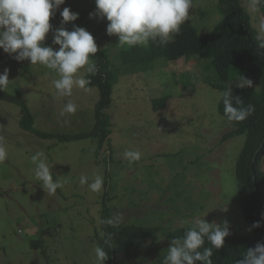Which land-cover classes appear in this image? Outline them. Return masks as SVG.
Instances as JSON below:
<instances>
[{"label":"rangeland","instance_id":"obj_1","mask_svg":"<svg viewBox=\"0 0 264 264\" xmlns=\"http://www.w3.org/2000/svg\"><path fill=\"white\" fill-rule=\"evenodd\" d=\"M192 3L187 21L200 36L209 34L222 19L218 0ZM241 5L264 40L258 4L241 0ZM64 7L79 18L63 26L69 31L73 24L85 28L111 64L119 65L118 53L129 46H120L118 39L107 35L106 19L89 17L95 13V0H65L54 14ZM50 24L43 44L58 49L52 39L61 20ZM1 52L0 73L7 68L10 80L3 92L28 106L33 128L68 135L92 129L97 88L74 87L72 96L60 97L52 84L59 78L54 70L28 60L17 62ZM201 61L197 55L188 63L160 58L149 71L119 76L106 110L111 133L102 149L96 138L65 143L38 138L20 127L19 106L0 99V137L7 150L6 160L0 162V264H96L94 248L104 202L110 217L119 215L121 224L165 228L156 238L135 245L137 255L131 264H155L167 254L171 242L167 233L190 227L196 218L227 221L230 233L250 234L238 206L234 173L245 135L222 141L234 127L218 114L221 92L204 83L202 75L214 79V74L203 70ZM87 74L81 69L76 76ZM188 80L191 84L185 87ZM254 87L257 82L252 80L246 88ZM162 98L167 99L165 108L154 112L151 102ZM68 101L77 105V111L62 116ZM37 151L44 153L53 178L62 183L54 195L44 192L34 177L31 157ZM125 151H139L141 159L129 162ZM260 167L264 173V157ZM81 175L89 183L102 176V190L92 192L81 185ZM31 242L39 243L32 247ZM126 260L124 254L117 255L118 262Z\"/></svg>","mask_w":264,"mask_h":264},{"label":"trees","instance_id":"obj_2","mask_svg":"<svg viewBox=\"0 0 264 264\" xmlns=\"http://www.w3.org/2000/svg\"><path fill=\"white\" fill-rule=\"evenodd\" d=\"M221 21L214 26L207 35L200 36L197 30L188 21L181 26L178 35H174L166 46H159L157 42L149 41L146 45L128 47L118 53L119 65L111 64L107 53L98 48V52L90 57L96 64L97 72L88 73L85 79L91 81L87 87L98 89V101L94 106V124L92 129L85 133L53 134L40 132L33 128V117L28 106L16 96L9 95L0 90V99L13 102L19 106V125L22 130L33 133L41 139H55L58 143L73 142L81 139L96 138L98 148L102 149L111 133V119L106 110L111 105L113 85L121 75L151 70L152 63L157 59L169 62L182 60L184 63L191 61L193 56H199L203 61L202 68L214 74V79L202 75L206 85L221 92L217 104V112L225 120L222 93L229 87L231 79H238L244 75L251 81L257 82L254 88H237L232 86L233 96H239L242 106H254V112L241 122L229 121L234 129L227 132L222 141L245 135L243 146L235 161V181L238 206L241 210L244 223L248 229L255 221H261L260 228L251 229L250 234H230L225 238L224 246L213 250V264H236L243 259L242 254L248 248H254L257 242H264V173L261 170V161L264 157V40L252 26L249 13L241 5V0H218ZM259 14L264 17V3L258 4ZM62 19L59 14L50 17V23ZM71 29L73 30L72 26ZM94 40L98 46L96 37ZM115 40L117 36L113 35ZM3 54L0 49V61ZM191 82L188 80L184 86ZM167 99L162 98L151 102L154 112L165 108ZM233 103L235 101L233 100ZM160 106V107H157ZM111 216L105 202L101 210V220ZM189 227L174 229L167 233L170 240L182 237ZM162 226L146 227L141 225L121 224L107 226L102 223L100 233L97 232V243L108 252V259L104 264H131L137 252L136 244L144 240L157 237L164 232ZM237 233V232H236ZM103 234V235H102ZM108 234H111L112 247L104 244ZM39 242H31L32 247ZM204 247H211L205 240ZM124 254L129 260L118 262L117 255ZM164 256L155 260V264H163ZM199 264V262H198Z\"/></svg>","mask_w":264,"mask_h":264},{"label":"clouds","instance_id":"obj_3","mask_svg":"<svg viewBox=\"0 0 264 264\" xmlns=\"http://www.w3.org/2000/svg\"><path fill=\"white\" fill-rule=\"evenodd\" d=\"M262 3L264 0H252L253 6ZM63 4L65 0H0V49L13 56L17 62L28 60L31 65L40 64L54 70L59 77L52 81L57 94L70 97L74 87L87 90V85L91 83L76 74L81 69L90 74L97 72V66L90 57L98 52V46L93 35L85 28L73 24V30L69 31L63 26L79 18V14L68 7L60 11L61 27L53 30L52 43L58 45V49L43 44L46 35L52 30L50 17ZM95 5V13H90L89 17L95 15L106 19L107 35L117 36L120 46L129 47L146 45L149 41L166 46L174 35L180 33L193 7L192 0H95ZM260 28L264 30V23H261ZM261 47H264V43ZM9 83V70L6 68L0 73V90L3 91ZM251 86L252 81L244 75L235 81L237 88ZM222 103L224 115L229 121H244L255 110L253 105L242 106L240 97L233 96L231 85L222 93ZM76 111L77 105L68 101L63 105L61 115L74 114ZM123 156L133 162L139 161L142 154L139 151H125ZM6 158L7 150L3 137H0V162ZM31 160L35 165L33 171L36 181L40 182L44 192L54 195L62 183L53 178L44 153L37 151ZM79 182L87 185L92 192H100L104 184L103 177L99 175L90 183L87 176L81 175ZM119 222V215L102 220L107 226H116ZM261 226V221H255L249 231ZM230 234L227 221L217 224L196 218L182 237L171 240L163 264H213V250L221 249ZM205 240L211 247H204ZM104 244L112 247L111 234L107 235ZM94 253L96 264H104L108 259L104 247L95 246ZM242 256L243 259L237 260L236 264H264V242H257L254 248H248Z\"/></svg>","mask_w":264,"mask_h":264}]
</instances>
